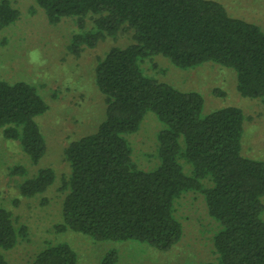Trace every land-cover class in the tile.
<instances>
[{
    "label": "trees",
    "instance_id": "1",
    "mask_svg": "<svg viewBox=\"0 0 264 264\" xmlns=\"http://www.w3.org/2000/svg\"><path fill=\"white\" fill-rule=\"evenodd\" d=\"M48 23L64 17H92L88 32L72 39L73 51L93 47L122 29L132 44L113 48L94 68V82L104 96L105 116L95 132L70 143L64 152L69 167L61 223L56 232H72L96 242L135 241L169 251L182 236L174 203L185 193L203 196L207 215L218 223L212 237L217 264H264V162L241 154L244 116L236 107L202 115L196 92H180L143 74L140 64L160 55L181 70L205 63L235 74L236 89L264 103V28L231 18L212 0H33ZM17 17L0 3V27ZM47 106L25 82L0 80V134L17 142L32 165L45 152L35 118ZM162 125L157 134L159 163L138 170L124 137L137 131L146 113ZM190 167L184 175L178 160ZM25 177L22 197L41 195L54 182L51 169ZM204 182L208 184L204 186ZM24 229L14 227L0 206V250L12 249ZM109 251L101 264H115ZM66 243L49 244L32 264H76ZM0 264L6 261L0 253Z\"/></svg>",
    "mask_w": 264,
    "mask_h": 264
},
{
    "label": "rangeland",
    "instance_id": "2",
    "mask_svg": "<svg viewBox=\"0 0 264 264\" xmlns=\"http://www.w3.org/2000/svg\"><path fill=\"white\" fill-rule=\"evenodd\" d=\"M2 1L16 10L17 17L0 27V80L31 85L47 106L35 118L45 146L37 165L29 162L17 142L0 134V206L10 214L15 228L24 229V236L12 249L0 250L6 264H32L39 251L57 243H66L75 252L76 264H101L109 251L116 253L115 264H217L212 237L219 230L218 223L207 215L203 196L196 192L185 193L174 203L182 236L166 252L135 241L96 242L80 234L56 232L70 174L65 149L95 132L105 116V100L95 86L94 68L111 49L132 44V33L122 29L114 37L99 39L93 47L73 51V37L88 32L94 18L64 17L50 24L33 0ZM212 1L229 17L264 28V0ZM140 68L144 75L175 90L198 93L203 100L202 115L228 106L240 109L244 116L241 154L264 162V103L241 97L231 70L213 63L181 70L160 55L145 59ZM161 130L162 125L148 112L137 131L124 137L138 170L148 172L158 165L157 134ZM178 164L184 175L190 174L184 160L179 159ZM15 167L24 168L26 177L39 169H51L54 182L41 195L22 197L19 188L25 177L15 174ZM204 186L208 184L204 182Z\"/></svg>",
    "mask_w": 264,
    "mask_h": 264
}]
</instances>
